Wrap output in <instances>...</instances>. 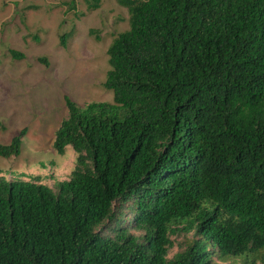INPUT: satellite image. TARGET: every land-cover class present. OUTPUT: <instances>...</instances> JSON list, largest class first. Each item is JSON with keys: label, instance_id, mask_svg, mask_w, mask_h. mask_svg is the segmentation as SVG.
<instances>
[{"label": "trees", "instance_id": "16d2710c", "mask_svg": "<svg viewBox=\"0 0 264 264\" xmlns=\"http://www.w3.org/2000/svg\"><path fill=\"white\" fill-rule=\"evenodd\" d=\"M116 1L130 29L109 47L105 87L124 116L66 98L54 149L71 146L77 166L56 190L0 177V264H219L263 252L264 0ZM24 135L0 157L19 155ZM182 233L194 237L169 258Z\"/></svg>", "mask_w": 264, "mask_h": 264}, {"label": "rangeland", "instance_id": "374dc122", "mask_svg": "<svg viewBox=\"0 0 264 264\" xmlns=\"http://www.w3.org/2000/svg\"><path fill=\"white\" fill-rule=\"evenodd\" d=\"M129 29V11L116 0H101L96 10L89 9L87 0H0V145L10 144L25 130L20 154L0 157V177H39L54 190L58 182L71 178L76 152L71 146L64 155L54 149L57 131L69 115L66 98L83 110L91 104L108 105V115L123 118L125 108L116 107L105 83L111 70L109 47ZM12 50L25 58H13ZM131 217L125 210L123 221ZM107 225L103 231L110 233ZM192 237L173 235L169 258ZM214 260L264 264V251L254 257Z\"/></svg>", "mask_w": 264, "mask_h": 264}]
</instances>
